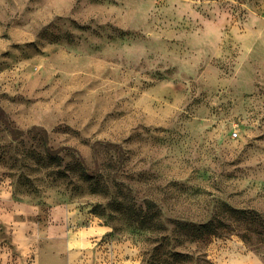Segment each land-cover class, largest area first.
I'll return each mask as SVG.
<instances>
[{
  "label": "rangeland",
  "instance_id": "obj_1",
  "mask_svg": "<svg viewBox=\"0 0 264 264\" xmlns=\"http://www.w3.org/2000/svg\"><path fill=\"white\" fill-rule=\"evenodd\" d=\"M12 204L102 226L87 264H264V0H0Z\"/></svg>",
  "mask_w": 264,
  "mask_h": 264
},
{
  "label": "crops",
  "instance_id": "obj_2",
  "mask_svg": "<svg viewBox=\"0 0 264 264\" xmlns=\"http://www.w3.org/2000/svg\"><path fill=\"white\" fill-rule=\"evenodd\" d=\"M74 218L70 208L57 207L41 225L34 212L13 204L0 207V264H87L106 230L93 223L79 227ZM61 242L64 258L53 249ZM58 256L60 262H53Z\"/></svg>",
  "mask_w": 264,
  "mask_h": 264
},
{
  "label": "trees",
  "instance_id": "obj_3",
  "mask_svg": "<svg viewBox=\"0 0 264 264\" xmlns=\"http://www.w3.org/2000/svg\"><path fill=\"white\" fill-rule=\"evenodd\" d=\"M148 204H150V206H151V203H148ZM182 225V227L185 229V228H190V227H192L193 228V225H191V224H188V223H185V224H181ZM211 226V224H206V225H202V226H200L199 227V230H206V229H208L209 227ZM197 231V232H200V231ZM209 232H211V233H209V237L210 236H213V235H215L216 233L214 232V231H209ZM200 233H203L204 235H195L197 238H205L204 236H206V234H208V231L207 232H200Z\"/></svg>",
  "mask_w": 264,
  "mask_h": 264
}]
</instances>
